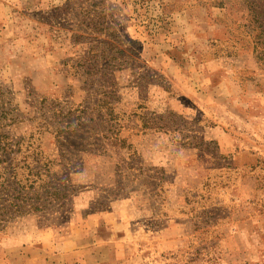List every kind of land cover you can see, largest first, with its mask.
I'll use <instances>...</instances> for the list:
<instances>
[{
    "label": "rangeland",
    "instance_id": "1",
    "mask_svg": "<svg viewBox=\"0 0 264 264\" xmlns=\"http://www.w3.org/2000/svg\"><path fill=\"white\" fill-rule=\"evenodd\" d=\"M3 136L73 193L0 264H264V0H0Z\"/></svg>",
    "mask_w": 264,
    "mask_h": 264
},
{
    "label": "trees",
    "instance_id": "2",
    "mask_svg": "<svg viewBox=\"0 0 264 264\" xmlns=\"http://www.w3.org/2000/svg\"><path fill=\"white\" fill-rule=\"evenodd\" d=\"M92 3L96 6L92 8V15L105 17L103 10H99L94 1ZM91 24L90 32L109 35V22L93 21ZM105 42L114 43L108 36V39L98 40L97 44L104 49L102 43ZM2 139L4 136L0 137V231L15 219L30 214L39 215L47 222L56 220V214L68 210L73 192L51 167V161L19 158L25 148L22 149L19 142L8 144Z\"/></svg>",
    "mask_w": 264,
    "mask_h": 264
}]
</instances>
